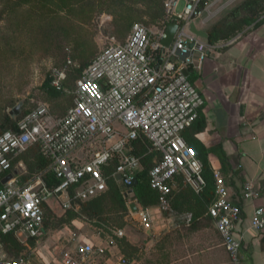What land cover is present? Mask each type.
Masks as SVG:
<instances>
[{"label":"built area","instance_id":"obj_1","mask_svg":"<svg viewBox=\"0 0 264 264\" xmlns=\"http://www.w3.org/2000/svg\"><path fill=\"white\" fill-rule=\"evenodd\" d=\"M209 1L165 0L163 27L152 31L141 22L132 23L123 42L105 47L83 69L75 81L72 105L63 114L55 115L40 104L23 113L14 128L0 132V179L12 174L0 186V264H110L105 247L87 241L66 225L67 246L60 249L56 262H41L37 251L12 256L5 237L21 242L36 239L46 231L45 207L52 208L47 202L50 197L62 212L77 211L82 201L106 188L108 178L121 186L128 203V186L137 181L142 167L134 153L136 141L146 142L156 154L148 178L157 194L158 212L172 210L170 195L179 178L200 192L205 184L202 164L183 131L196 120L204 104L188 71L200 68L210 45L192 33L188 24L192 15L195 19L207 10ZM171 21L177 29L171 43L163 46L160 39ZM235 36L224 43L233 42ZM65 77V70L57 69L50 84L64 90ZM33 144L47 158V167L21 183L13 160ZM109 167L112 169L106 172ZM45 173L57 183L49 185ZM214 178V196L206 213L214 220L230 263L240 264L241 238L234 233L240 207L231 201L222 175L216 171ZM240 197L256 199L259 191L246 182ZM150 211V207L138 211L145 228L151 221ZM251 226L264 231L263 205L254 208ZM114 232L124 235L122 228ZM116 262L127 261L119 256Z\"/></svg>","mask_w":264,"mask_h":264},{"label":"rangeland","instance_id":"obj_2","mask_svg":"<svg viewBox=\"0 0 264 264\" xmlns=\"http://www.w3.org/2000/svg\"><path fill=\"white\" fill-rule=\"evenodd\" d=\"M239 1L210 0L209 7L195 23L198 26L202 20L206 28ZM147 5V0H0V120L18 103H21L19 114L40 104L54 113H64L73 101L78 69L86 67L94 55L108 45L124 40L130 24L135 21L152 31L159 29L156 24L147 23L148 17L144 14ZM57 69H64L67 74L66 90L53 95L42 83L47 76L52 78ZM34 155V149L20 155L19 160L24 166L20 167V173L25 177L34 172ZM180 189L178 208L164 212L168 220L163 219L161 225L164 228L152 237L146 235L143 225L129 214L111 207L107 201L104 202V213L99 217H77L76 214L73 223L64 225L78 234L100 229L138 264H181L185 259L173 261L184 256L186 249L195 263L205 264L207 258H211L208 256L211 250L206 247L215 236L203 225H189L184 215L197 210L200 197L187 185H181ZM47 202L52 207L46 216L49 232L22 242L16 238V243L8 239L6 246L10 255L37 251L36 258L49 263L60 258V249L67 246V236L64 225L52 226L57 215L63 212L53 197ZM80 222L85 223L86 228L79 230ZM116 228H122L126 235L139 233L138 242L131 244L125 234L117 236Z\"/></svg>","mask_w":264,"mask_h":264},{"label":"crops","instance_id":"obj_3","mask_svg":"<svg viewBox=\"0 0 264 264\" xmlns=\"http://www.w3.org/2000/svg\"><path fill=\"white\" fill-rule=\"evenodd\" d=\"M197 27L205 30L202 20ZM236 35L229 44H225L224 40L208 43L210 50L200 68L188 71L189 79L201 93L204 104L196 120L183 133L207 149L205 158L210 168L222 175L231 201L240 207V219L234 227L235 236L241 238L240 264H264V231H256L251 226L254 208L264 206V22L258 26L245 25ZM222 151L224 161L221 163ZM15 167L18 173L21 172L20 167L24 168L20 160L15 163ZM179 179L170 195L172 210L173 203L178 208L177 197L181 192ZM246 182L259 191L258 198L240 197V189ZM2 183L1 178L0 186ZM132 195L126 202L128 214L141 224L138 220L140 207L136 199L137 211L132 212L128 207ZM150 209L151 221L143 230L152 237L164 228L161 223L168 218L158 212L155 205ZM184 216L189 225H203L215 236V240L206 247L211 250L208 253L211 258H207L205 264H231L216 232L214 220L206 211L202 212L198 206L194 213L187 212ZM83 224L80 222L77 228L80 230ZM45 230V233L49 232V228ZM89 231L91 233L83 232L80 235L95 245L105 247V259L110 264H117L119 256L126 258V264H138L137 260L127 257L111 237L102 236L96 230ZM124 234L131 244H136L140 238L139 233ZM182 259L185 261L181 264H199L193 261L187 249L184 256L176 257L173 262ZM41 262L46 263L43 259Z\"/></svg>","mask_w":264,"mask_h":264},{"label":"trees","instance_id":"obj_4","mask_svg":"<svg viewBox=\"0 0 264 264\" xmlns=\"http://www.w3.org/2000/svg\"><path fill=\"white\" fill-rule=\"evenodd\" d=\"M164 2L165 0H147L148 5L146 10H144L145 12L144 14H146L148 17L147 23L156 24L157 28L163 27V25L166 23L165 14H164ZM199 7L202 8L203 5L200 4ZM135 22H139V21H135ZM262 22H264V0H240L224 15H222L220 18H218L216 21H214L205 28V31L208 34L206 41L212 44L220 40H226L236 35L245 25L253 24V26H258ZM131 25L132 23L130 24V27ZM123 41L124 40L120 42ZM97 54H95L94 57ZM84 68L77 70L78 73H77V77L74 80V83L76 79H78L81 76ZM66 77L63 80L64 88H65ZM50 81H51V76H47L42 83L44 89L48 93H52L53 95H59L61 92H64L66 90V88L64 90L56 89L50 84ZM26 111L21 112L16 117H11L9 113L5 114L4 117L0 120L1 131L14 128L16 120ZM51 112L55 115H61L54 113L53 111ZM183 136L187 141V143L196 150L197 157L200 159L202 164L201 175L205 181V184L201 188L200 192L197 194L200 197L198 206L201 209V211L205 213L207 205L210 203V201L213 199L214 196V189H215L214 171L210 168L208 161L205 158L207 154L206 151L207 149H205L203 145L197 143L194 138L188 136L186 133H183ZM31 149L35 150V155L33 158L34 164L32 168L34 172L30 174V177H25L26 176L25 174L22 175L19 173L18 179L21 183L26 182L28 179L32 178L35 174H37L38 172L42 171L45 167H47L48 160L46 157L42 155L40 148L37 144H33L29 146L27 150H25L21 154ZM134 153L139 156L142 167L138 173L136 184L132 187V194L135 196V199L139 204V207L143 209L146 207L154 206L157 203V194L153 189L150 188L149 178H148L149 170L153 166L155 160L157 159L155 152L149 150V147L146 144V142H142L141 140L135 142ZM21 154H19L18 157H16L13 160V164L19 160ZM223 156L224 153L222 151V156H220L221 163L222 161H224ZM110 169L112 168L109 167L106 172L110 171ZM43 178L48 180L49 185L57 183V181L54 180L49 173H45ZM179 180H180L179 188H181V185L182 186L187 185L181 178ZM105 201H107L111 205V207L116 208L119 212H123V214H128L126 198H124L123 195L121 194L120 188L116 184V182L112 178H108L106 183V188L102 192L98 193L97 195L85 201H82L77 211L67 210L61 213V215H57L58 217H56L55 225L53 226L51 225V226L52 228L53 227L56 228V227H61L64 224H69L72 220L75 219L76 214L77 217L79 216H84L87 218L99 217L101 214L104 213ZM173 207H176L175 203H173ZM48 210L49 208L45 207L44 228L45 227L47 228L48 226L46 222V216ZM96 231L100 235L102 236L104 235L100 229L97 228ZM8 239H12L16 243V239L14 237L12 236L5 237V241H7ZM125 244L128 245L127 242H125Z\"/></svg>","mask_w":264,"mask_h":264},{"label":"water","instance_id":"obj_5","mask_svg":"<svg viewBox=\"0 0 264 264\" xmlns=\"http://www.w3.org/2000/svg\"><path fill=\"white\" fill-rule=\"evenodd\" d=\"M191 21L188 24V29L194 33L196 36H199L201 38L207 39L208 34L204 29L198 28L195 25L194 16H191ZM177 29V24L173 21L167 23L165 29H164V36L161 37L160 42L163 46H168L174 36V33ZM21 110V103L16 104L10 111L9 114L11 117H16ZM12 177V174H7L5 177L2 178V182L4 183L6 180ZM136 184V181L134 180L129 186H128V193H132V187ZM135 196H131V202L129 203L128 207L132 212L137 211L136 204L134 202Z\"/></svg>","mask_w":264,"mask_h":264}]
</instances>
